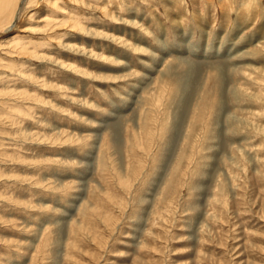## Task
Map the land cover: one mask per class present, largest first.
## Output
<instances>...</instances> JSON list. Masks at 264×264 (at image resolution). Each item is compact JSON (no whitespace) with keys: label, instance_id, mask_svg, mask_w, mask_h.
<instances>
[{"label":"rangeland","instance_id":"1","mask_svg":"<svg viewBox=\"0 0 264 264\" xmlns=\"http://www.w3.org/2000/svg\"><path fill=\"white\" fill-rule=\"evenodd\" d=\"M0 4V264H264V0Z\"/></svg>","mask_w":264,"mask_h":264},{"label":"bare ground","instance_id":"2","mask_svg":"<svg viewBox=\"0 0 264 264\" xmlns=\"http://www.w3.org/2000/svg\"><path fill=\"white\" fill-rule=\"evenodd\" d=\"M3 1H7V0H3ZM9 5H10V1H9ZM9 5L7 4V5H3V7H1V4H0V21H5L4 19H6L7 15L9 14V10L7 12V9H9V7H10ZM12 8H14V7H12ZM11 9H10V11L12 12ZM6 13H7V15H6ZM175 83H176V85H175V92H179L182 89V80H181V77H177ZM220 83L221 82H220V80L218 78L217 79V87H219Z\"/></svg>","mask_w":264,"mask_h":264}]
</instances>
